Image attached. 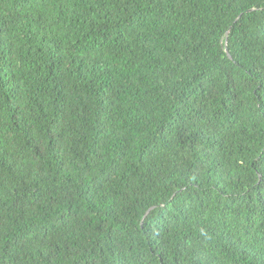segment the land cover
Returning <instances> with one entry per match:
<instances>
[{
    "label": "trees",
    "instance_id": "obj_1",
    "mask_svg": "<svg viewBox=\"0 0 264 264\" xmlns=\"http://www.w3.org/2000/svg\"><path fill=\"white\" fill-rule=\"evenodd\" d=\"M0 264H264V0H0Z\"/></svg>",
    "mask_w": 264,
    "mask_h": 264
}]
</instances>
